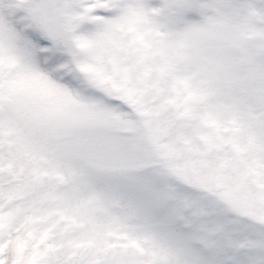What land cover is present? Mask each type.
Listing matches in <instances>:
<instances>
[{
	"label": "snow or ice",
	"instance_id": "1",
	"mask_svg": "<svg viewBox=\"0 0 264 264\" xmlns=\"http://www.w3.org/2000/svg\"><path fill=\"white\" fill-rule=\"evenodd\" d=\"M0 264H264V0H0Z\"/></svg>",
	"mask_w": 264,
	"mask_h": 264
}]
</instances>
